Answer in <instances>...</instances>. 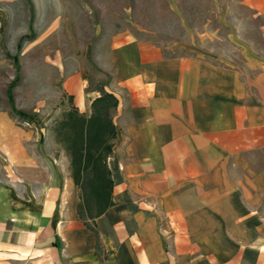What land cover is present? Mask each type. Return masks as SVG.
<instances>
[{
    "label": "crops",
    "instance_id": "1",
    "mask_svg": "<svg viewBox=\"0 0 264 264\" xmlns=\"http://www.w3.org/2000/svg\"><path fill=\"white\" fill-rule=\"evenodd\" d=\"M242 5L264 45V0ZM246 40L240 63L113 41L114 206L97 232L53 133L0 113V264H264V48ZM73 81L65 92L90 116L100 92Z\"/></svg>",
    "mask_w": 264,
    "mask_h": 264
},
{
    "label": "rangeland",
    "instance_id": "2",
    "mask_svg": "<svg viewBox=\"0 0 264 264\" xmlns=\"http://www.w3.org/2000/svg\"><path fill=\"white\" fill-rule=\"evenodd\" d=\"M261 22L242 0H0V113L49 138L71 106L67 79L70 86L81 75L87 92L108 91L114 40L133 37L175 54L240 63L238 45L247 38L264 48Z\"/></svg>",
    "mask_w": 264,
    "mask_h": 264
},
{
    "label": "trees",
    "instance_id": "3",
    "mask_svg": "<svg viewBox=\"0 0 264 264\" xmlns=\"http://www.w3.org/2000/svg\"><path fill=\"white\" fill-rule=\"evenodd\" d=\"M98 91L100 96L92 101L90 116L80 112L73 96H69L70 108L64 110L52 126L56 143L70 160L71 177L79 189V217L95 232V219L114 206V181L108 159L113 154L117 132L112 114L119 104L113 93L104 89ZM14 112L27 116L17 109Z\"/></svg>",
    "mask_w": 264,
    "mask_h": 264
}]
</instances>
